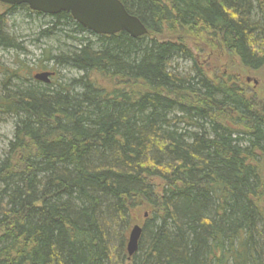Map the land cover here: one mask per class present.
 I'll list each match as a JSON object with an SVG mask.
<instances>
[{"label": "trees", "instance_id": "16d2710c", "mask_svg": "<svg viewBox=\"0 0 264 264\" xmlns=\"http://www.w3.org/2000/svg\"><path fill=\"white\" fill-rule=\"evenodd\" d=\"M120 1L146 34L48 15L40 37L78 44L44 60L79 75L0 81L14 125L0 158V264H264V96L210 76L187 45L209 35L258 69L264 0ZM0 5V48L13 49L8 15L42 13Z\"/></svg>", "mask_w": 264, "mask_h": 264}, {"label": "rangeland", "instance_id": "374dc122", "mask_svg": "<svg viewBox=\"0 0 264 264\" xmlns=\"http://www.w3.org/2000/svg\"><path fill=\"white\" fill-rule=\"evenodd\" d=\"M3 8L0 5V10ZM7 20V32L19 46L13 49L0 48V81H3L7 72L15 70L20 80L32 78L33 82L36 81L33 79L35 73L52 72L51 81L55 80L54 84L79 75L76 69L69 66L58 65L53 70L51 69L53 67L51 60H44L47 54L57 55L68 50L72 45L78 44L77 41L69 38L70 32L69 35L40 37L39 31L49 25L50 17L48 14L29 15L27 11L16 10L8 15ZM169 37H171L169 33L157 36L158 39ZM187 45L191 48L199 66L203 67L210 76L224 80L232 79V82L245 90V95H252L257 100L264 96V64L256 70L244 67L234 54L226 51L216 38L214 40L209 35H202L197 40L187 41ZM42 61L48 69L40 70L37 68V65ZM173 65L179 73L191 72L192 64L188 60L176 59ZM10 82L13 85L17 83V79H11ZM40 84L46 86L45 84L48 83L40 82ZM13 129V118L0 112V158L6 150L8 141L12 139ZM146 213L144 212V215H147ZM138 224L142 226V222L135 223V225Z\"/></svg>", "mask_w": 264, "mask_h": 264}, {"label": "water", "instance_id": "95a60500", "mask_svg": "<svg viewBox=\"0 0 264 264\" xmlns=\"http://www.w3.org/2000/svg\"><path fill=\"white\" fill-rule=\"evenodd\" d=\"M7 5L26 4L31 11L48 15L68 12L73 20L87 30L99 35H112L124 31L131 37L146 34L147 30L141 21L129 14L120 0H0ZM51 73H35V80L47 83ZM142 228L134 225L129 233L127 252L132 255L138 247Z\"/></svg>", "mask_w": 264, "mask_h": 264}, {"label": "bare ground", "instance_id": "6f19581e", "mask_svg": "<svg viewBox=\"0 0 264 264\" xmlns=\"http://www.w3.org/2000/svg\"><path fill=\"white\" fill-rule=\"evenodd\" d=\"M50 73H51V75H50L49 78H50V80H51V76H52L53 74H52V72H50ZM37 81H38V80H37ZM40 82H41V81H40ZM49 82H50V81H49ZM49 82H47V83H49ZM43 83H44V82H43ZM140 227H141V226H140ZM141 228H142V227H141ZM129 233H130V232H129ZM127 242H128V241H127ZM137 248H138V247H137ZM126 251H127V243H126ZM136 251H137V250H136ZM136 251H135L134 253H136ZM134 253H133V254H134ZM127 254H128V252H127ZM133 254H132V255H133ZM132 255H129V254H128V257L130 258Z\"/></svg>", "mask_w": 264, "mask_h": 264}]
</instances>
